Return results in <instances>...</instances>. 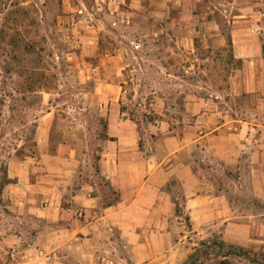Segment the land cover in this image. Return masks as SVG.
<instances>
[{
	"label": "rangeland",
	"instance_id": "374dc122",
	"mask_svg": "<svg viewBox=\"0 0 264 264\" xmlns=\"http://www.w3.org/2000/svg\"><path fill=\"white\" fill-rule=\"evenodd\" d=\"M245 19L257 21L264 48V0H0V264H20L23 254L7 235L26 245L28 225L40 226L14 218L9 162L47 155L44 183L95 174L112 107L137 125L147 153L162 151L160 122L192 137L194 111L247 122L233 162L199 143L190 151L212 184L202 188L225 196L259 244L229 253L209 237L190 264H264V133L255 127L264 97L238 85L244 67L232 52Z\"/></svg>",
	"mask_w": 264,
	"mask_h": 264
},
{
	"label": "crops",
	"instance_id": "0c3cea01",
	"mask_svg": "<svg viewBox=\"0 0 264 264\" xmlns=\"http://www.w3.org/2000/svg\"><path fill=\"white\" fill-rule=\"evenodd\" d=\"M238 22L243 23L233 35L232 52L244 68L235 78L244 92L264 97V48L255 33L257 21ZM193 116L188 130L194 135L188 138L171 134L160 122L162 151L147 153L140 147L137 125L109 108L108 138L96 173L77 181L69 177L44 183L43 153L35 161L30 156L10 161L11 181L4 195L16 205L14 218L40 224L33 230L28 225L32 236L26 245L16 231L7 235L14 250L23 253L20 264H190L201 241L216 235L224 247L258 246L260 240L245 235L246 225L233 219L225 196L202 188L212 184L198 176L190 151L199 143L225 163L233 162L244 150L240 139L247 122L232 119L236 124L230 131L233 122L221 114L194 111ZM255 117L261 135L264 111ZM199 123L204 132H197Z\"/></svg>",
	"mask_w": 264,
	"mask_h": 264
},
{
	"label": "trees",
	"instance_id": "16d2710c",
	"mask_svg": "<svg viewBox=\"0 0 264 264\" xmlns=\"http://www.w3.org/2000/svg\"><path fill=\"white\" fill-rule=\"evenodd\" d=\"M227 249L229 250L228 252H232L234 248L230 245V246H227Z\"/></svg>",
	"mask_w": 264,
	"mask_h": 264
},
{
	"label": "built area",
	"instance_id": "2783aa9c",
	"mask_svg": "<svg viewBox=\"0 0 264 264\" xmlns=\"http://www.w3.org/2000/svg\"><path fill=\"white\" fill-rule=\"evenodd\" d=\"M229 250L227 249V252H228ZM236 252V250L235 249H233V251L231 252V253H235ZM230 253V252H229Z\"/></svg>",
	"mask_w": 264,
	"mask_h": 264
}]
</instances>
